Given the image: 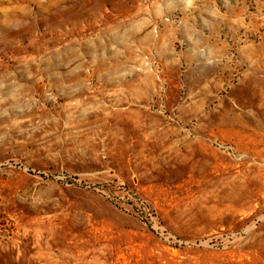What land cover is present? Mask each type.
Here are the masks:
<instances>
[{"label":"rangeland","instance_id":"obj_1","mask_svg":"<svg viewBox=\"0 0 264 264\" xmlns=\"http://www.w3.org/2000/svg\"><path fill=\"white\" fill-rule=\"evenodd\" d=\"M0 264H264V0H0Z\"/></svg>","mask_w":264,"mask_h":264}]
</instances>
